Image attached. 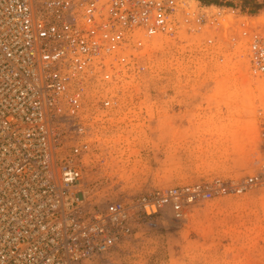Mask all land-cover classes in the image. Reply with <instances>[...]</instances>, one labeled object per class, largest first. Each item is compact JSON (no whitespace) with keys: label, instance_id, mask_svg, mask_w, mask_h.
I'll use <instances>...</instances> for the list:
<instances>
[{"label":"built area","instance_id":"2783aa9c","mask_svg":"<svg viewBox=\"0 0 264 264\" xmlns=\"http://www.w3.org/2000/svg\"><path fill=\"white\" fill-rule=\"evenodd\" d=\"M178 3L0 0V264H88L167 208L178 220L199 200L264 187L262 106V159L253 174L106 200L87 189L88 88L115 80L125 51L145 39L175 36ZM194 15V23L204 20ZM257 16L241 34L251 72L262 75L264 19ZM115 102V96L98 95L95 105Z\"/></svg>","mask_w":264,"mask_h":264},{"label":"rangeland","instance_id":"374dc122","mask_svg":"<svg viewBox=\"0 0 264 264\" xmlns=\"http://www.w3.org/2000/svg\"><path fill=\"white\" fill-rule=\"evenodd\" d=\"M211 1L179 0L175 36L145 39L125 51L115 80L88 88L85 179L96 200L258 169L264 74L251 72L241 30L254 14L264 19V0ZM197 13L204 20L196 24ZM98 95L116 102L97 108ZM88 264H264V187L199 200L178 220L167 208Z\"/></svg>","mask_w":264,"mask_h":264},{"label":"trees","instance_id":"16d2710c","mask_svg":"<svg viewBox=\"0 0 264 264\" xmlns=\"http://www.w3.org/2000/svg\"><path fill=\"white\" fill-rule=\"evenodd\" d=\"M213 4H216V5H226L228 7H231L233 6L232 3H227V4H222L221 2H218L217 0H214V1H211ZM245 3H248L245 1ZM236 7H239L241 10H244L246 9V5L244 4H241V5H237ZM250 13H253V11H251Z\"/></svg>","mask_w":264,"mask_h":264}]
</instances>
